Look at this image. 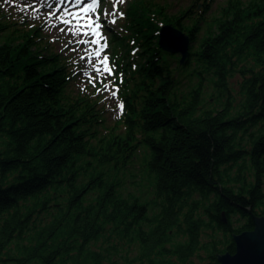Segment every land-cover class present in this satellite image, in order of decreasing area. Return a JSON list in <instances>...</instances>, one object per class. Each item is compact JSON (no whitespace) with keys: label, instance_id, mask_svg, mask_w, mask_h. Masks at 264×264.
Segmentation results:
<instances>
[{"label":"trees","instance_id":"trees-1","mask_svg":"<svg viewBox=\"0 0 264 264\" xmlns=\"http://www.w3.org/2000/svg\"><path fill=\"white\" fill-rule=\"evenodd\" d=\"M211 1L177 15L167 0L132 4L123 57L125 33L111 40L123 105L111 126L94 96L68 93L73 72L47 51L40 24L0 17V264H188L205 231L230 234L222 252L235 254L234 233L255 230L264 215V0H227L210 18ZM167 24L191 36L184 63L159 42ZM181 74L198 80L186 92ZM132 177L147 180L148 197L127 192Z\"/></svg>","mask_w":264,"mask_h":264},{"label":"rangeland","instance_id":"rangeland-1","mask_svg":"<svg viewBox=\"0 0 264 264\" xmlns=\"http://www.w3.org/2000/svg\"><path fill=\"white\" fill-rule=\"evenodd\" d=\"M135 1L137 0H100L94 3L89 0V3L77 6L74 0H63V3H61V0H0V17H5V20H9L13 23L18 22L20 27H23L22 25L30 26L40 24L42 37L49 42L48 47L51 49L47 51L57 53L59 56L61 55L72 70L71 72H73L72 80L68 85V93L78 92L80 94L94 96L98 105L105 108L103 113L104 125L111 126L119 119L122 112L120 109V90L117 88V83L114 82L116 76L114 62H116L117 58L125 55V50H128V43L131 42V37H133V32L127 27L126 23L129 21L130 15L128 13L130 7ZM167 2L170 5L169 14L177 15L182 10L189 7L193 3V0H167ZM226 2L227 0L211 1L210 11L208 12L210 18H212L213 15H217L220 8L225 5ZM87 4H92L94 11L88 10L86 14L90 16L92 21L96 24L101 25V27L97 29L98 35H93L92 29L90 28H84L79 34L74 35L69 29L74 27L76 21L73 20V23L65 24L57 17H60L65 9L70 13H75ZM50 13L55 14L51 15ZM64 18L72 19L71 16H65ZM184 21H188L187 17H184ZM81 23L84 24L87 23V21L82 20ZM61 29H63V31H61ZM85 32H87L88 35H85ZM122 32L125 33V37H123L122 41L119 43L118 49L120 54L118 53L119 57H117L116 53L118 51L116 52L112 49L114 43H111V40L113 39L114 33L122 36ZM203 32L204 31H201L198 34V39L192 47L196 48L199 45ZM93 39L98 40L99 43L78 42L90 41ZM160 40L161 39H159V42ZM105 44L107 45L106 48L103 47ZM97 49H100L99 56L88 55L89 53H94ZM105 56L108 57L106 64L102 63ZM81 57H83V59H81ZM89 60H91V63H89ZM96 67L101 69L99 73L95 71ZM105 67L111 69V72L103 71ZM182 77L184 83L181 86V90L184 92L198 81L193 76L190 82H188V78L183 76V74L180 75V78ZM189 80H191V77H189ZM240 80V73H236L233 79L230 80L231 86L235 89V92ZM212 93H214V89L211 85H208L204 98L210 97ZM212 103L213 107H218L215 99H212ZM204 104L205 106L209 105L207 103ZM143 153L144 149L138 151L139 155ZM131 180H134V182H129L127 184V192L141 195L142 197H148L147 180L139 177H132L130 181ZM235 219H237L236 216L232 219L234 227L238 226V222H234ZM229 238L230 234L225 235L223 231H205L202 238V243L205 247L201 248L199 252L190 259L188 264H211L209 254L212 250V241L218 245L222 252ZM129 252L130 255L133 256L138 252V248H131ZM219 254L221 255L224 253L219 252ZM172 264L178 263L174 261Z\"/></svg>","mask_w":264,"mask_h":264},{"label":"water","instance_id":"water-1","mask_svg":"<svg viewBox=\"0 0 264 264\" xmlns=\"http://www.w3.org/2000/svg\"><path fill=\"white\" fill-rule=\"evenodd\" d=\"M160 44L168 52L181 55L184 63L190 53L191 36L173 24L162 27ZM255 230L234 235L237 246L235 254L219 255L222 264H264V215L255 217Z\"/></svg>","mask_w":264,"mask_h":264},{"label":"snow or ice","instance_id":"snow-or-ice-1","mask_svg":"<svg viewBox=\"0 0 264 264\" xmlns=\"http://www.w3.org/2000/svg\"><path fill=\"white\" fill-rule=\"evenodd\" d=\"M93 2H95V0H93ZM61 3H63V0H61ZM75 5L79 6V5H84L85 4V0H74ZM88 10H93L92 4H87L84 7H81L80 10L78 12L75 13H70L67 9H65L64 13L60 16L57 17L58 19H61L62 23L65 24H71L73 23V20L76 21L75 25L73 28L69 29V31H71L74 35L79 34L81 31H83L84 28H90L92 29V34L93 35H98L97 29L99 27H101V25L96 24L94 21H92L91 17L88 16L86 13L88 12ZM51 15H54L55 13H50ZM122 15V14H121ZM65 16H71L72 19H65ZM87 21V23L82 24L81 21ZM61 31H63V29H61ZM85 35H88L87 32L84 33ZM79 43H93V44H98L99 41L96 39L90 40V41H78ZM103 47H107V45L105 44ZM89 56L95 55V56H99L100 55V49H97L94 53H89ZM81 59H83V57H81ZM108 57L105 56L102 63H107ZM89 63H91V60H89ZM96 72H100L101 69L99 67L95 68ZM103 71L105 72H111V69L105 67L103 69ZM123 105H120V109L122 110Z\"/></svg>","mask_w":264,"mask_h":264},{"label":"flooded vegetation","instance_id":"flooded-vegetation-1","mask_svg":"<svg viewBox=\"0 0 264 264\" xmlns=\"http://www.w3.org/2000/svg\"><path fill=\"white\" fill-rule=\"evenodd\" d=\"M225 221H226V219H225ZM235 222H236V221H235ZM230 238H231V237H230ZM232 239H233V236H232ZM233 243H234V241L232 240V241L228 244V246H229V245H232ZM212 249H213V248H212ZM226 252H227V251H226ZM226 252H224V253H226ZM219 255H220V254H219ZM209 259H210V263H211V264H216V261L219 260L218 257H217L216 260H214L210 255H209ZM220 263H221V262H220ZM221 264H222V263H221Z\"/></svg>","mask_w":264,"mask_h":264},{"label":"bare ground","instance_id":"bare-ground-1","mask_svg":"<svg viewBox=\"0 0 264 264\" xmlns=\"http://www.w3.org/2000/svg\"><path fill=\"white\" fill-rule=\"evenodd\" d=\"M235 234H239V233H234V235H235ZM234 235H233V241H234V243H235V240H234ZM235 244H236V243H235Z\"/></svg>","mask_w":264,"mask_h":264}]
</instances>
